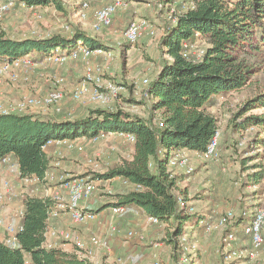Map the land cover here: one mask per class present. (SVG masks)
<instances>
[{
  "label": "trees",
  "instance_id": "16d2710c",
  "mask_svg": "<svg viewBox=\"0 0 264 264\" xmlns=\"http://www.w3.org/2000/svg\"><path fill=\"white\" fill-rule=\"evenodd\" d=\"M23 1L30 7L53 5L62 9L60 0ZM174 19L159 41L161 54L169 59L148 83L147 116L100 108L84 117L60 120L41 114H0V160L12 155L21 176L35 175L39 179L50 169L51 157L44 150L49 142L92 139L108 132L132 134L130 157L95 178H120L133 187L110 194L103 207H137L147 217L157 218L167 226L166 242L173 251L177 236L194 215L178 207V195L187 199V192L178 185L182 177L171 175L167 160L175 150H190L203 156L218 129V119L209 108L218 96L248 84L253 71L239 55L264 46V0H193L192 6L175 14ZM78 39L91 50L100 46L79 29L69 36L25 39L7 37L0 30V62L32 52L43 59L56 46L69 51ZM198 39L205 40L207 46L201 58L193 60L187 56L185 45ZM256 107H264V91L247 99L238 116ZM250 125L264 126V115L244 116L237 127L242 130ZM254 169L249 179L256 185L264 177V169L262 164ZM51 205L49 197L23 200L18 247L12 248L0 240V264H93L75 253L44 245Z\"/></svg>",
  "mask_w": 264,
  "mask_h": 264
},
{
  "label": "rangeland",
  "instance_id": "374dc122",
  "mask_svg": "<svg viewBox=\"0 0 264 264\" xmlns=\"http://www.w3.org/2000/svg\"><path fill=\"white\" fill-rule=\"evenodd\" d=\"M12 2L13 6L10 12L0 17V30L4 31L7 37L25 39L47 38L56 34L69 36L73 30L79 29L95 38L100 43L98 47L103 49L101 52L92 50L93 52L86 59L79 57L57 61L47 60L44 57L42 59L44 61L41 60L42 63L37 61L35 53H28L17 57L19 65L14 67V72L19 76L16 80H12L8 75L0 79V106L2 107L17 104L30 96L41 98L50 89L60 87L63 98L57 106H34L20 112V114H41L58 120L84 117L96 108L121 109L139 116H147L150 110V101L144 94L146 85L142 81L145 78L148 81L154 78L162 63L169 59L161 54L160 38L166 28L175 23L173 20L175 14L185 11L193 4V0H134V3H130L128 8L123 11L121 18L116 22H113L112 19L108 28L96 32L91 28L95 13L94 15L91 13L83 20H79L78 16H75L76 0H67L66 3L61 1V10L53 5L30 7L23 0H12ZM69 7L72 8L69 9ZM132 18L147 21L149 30L144 32L138 41L130 44L124 39L123 31ZM186 45L187 56L193 60H199L207 42L198 39L196 42ZM239 58L252 69V75L246 86L240 90L218 96L215 104L209 108L218 119V159L201 156V159H206L209 162V168L205 170L208 171L207 181L205 179L200 182L208 183L211 190L215 188L210 201H214L219 196L221 198L232 194V188L237 189L240 195L237 202L233 204V208L227 210L221 208L217 214L218 217L229 210L237 216L241 209H249L253 203L264 207V183L260 182L255 185L249 179V174L255 170V165L262 164L264 169V126L250 125L242 130L237 127L244 116L264 115V107H256L244 116H238L242 104L247 99L264 91V46L247 49L240 53ZM88 68L95 69V73L101 74L100 84L96 85L91 81L85 82ZM59 79H63L62 82L58 81ZM81 84L86 85L87 92H83L79 99H72L73 92ZM108 85L116 87L115 96L105 102L92 98L95 89L107 91ZM11 88L16 91L27 89L28 93L13 97L8 92ZM106 134L96 141L82 137L49 142L46 146H52L47 151L51 155L52 162L57 165L53 167L57 169V174L49 172V179L39 186V195L54 199V186L58 185L60 176L70 178L90 175V178L94 180V193L91 197L94 200V204L91 206L94 210H97L101 203L110 200V194L124 191L125 184L120 178L106 180L95 178L96 174H102L120 160L127 159L131 155L132 143L128 142L124 136L119 135L118 132ZM192 163L194 167V162ZM3 164L8 167L9 171L12 170L11 163ZM222 171L231 175V181L227 180V176L222 181L218 179L220 178L219 173ZM197 172H199V167L194 170L192 175L172 170L174 175L182 176L183 182L188 175L192 177L194 175V181L188 179V183L192 182L198 186L200 182L199 178L197 180L195 176ZM10 173L12 176L4 179L10 182V191L9 193H5L4 189L0 191L3 196H7L6 200L0 204L14 206L17 213L21 203L17 189L18 179L14 176L15 172L10 171ZM56 176L57 178H55ZM122 214L116 215V217ZM191 220L186 221L185 228H189ZM226 229L218 230L224 234ZM184 233L188 234L186 231ZM192 257L193 259L196 257V252ZM244 261H246L245 264H248L247 262L264 264V253L252 261Z\"/></svg>",
  "mask_w": 264,
  "mask_h": 264
},
{
  "label": "built area",
  "instance_id": "2783aa9c",
  "mask_svg": "<svg viewBox=\"0 0 264 264\" xmlns=\"http://www.w3.org/2000/svg\"><path fill=\"white\" fill-rule=\"evenodd\" d=\"M62 1V0H61ZM63 2V1H62ZM93 2H98V0H93ZM91 0H76V5L78 9L75 12V16H78L79 20H83L86 17V10L90 8ZM127 1L125 0H112L108 3L100 5L95 10L94 21L91 24L92 30L98 32L102 29L108 28L114 15L119 9L126 8ZM12 0H1L0 1V17L9 13L12 9ZM173 20H175L173 18ZM149 24L145 20L141 19H130L126 28L123 31L124 39L132 44L138 41L141 36L148 31ZM151 32V31H150ZM187 46V45H185ZM95 52H101L102 47H95L92 49ZM82 40H77L75 45L71 47L69 51L60 49L56 46L48 55H46L47 60H57L64 61L66 59H77L79 57L86 59L92 51ZM19 65L17 58L11 60H4L0 62V79L5 76H9L12 80L18 78V74L14 72V67ZM95 69L88 68L85 75V82L91 81L96 85L101 83V74L95 73ZM63 79L58 81L62 82ZM145 86L144 94L148 95V79H143L142 81ZM116 87L108 85L107 91H98L95 89L93 92V99L105 102L111 97L116 95ZM85 84H81L73 92L72 99H79L83 92H87ZM63 98V93L61 88L56 87L50 89L41 98L36 97H26L19 101L17 104L9 105L8 107L0 106V114H10V113H20L30 107L34 106H57ZM111 133V132H108ZM130 143L134 142V136L130 133L118 132ZM107 134H100L92 138L96 141L100 137H104ZM219 137V130L217 129L206 147V151L203 156L209 159H218L217 153V139ZM1 163H11V169L14 171L20 182L19 195L21 201L27 197H45L39 195V186L46 180H48L49 175L45 174L43 179H39L35 175H24L21 176L17 162H12L9 155L0 160ZM167 168L173 175L172 170L179 169L186 174L193 172L194 167L192 166L189 157L185 154L184 150H175L169 156L167 160ZM126 182V181H125ZM264 183V177L261 180ZM5 193L10 191V182L4 180L2 183ZM94 193V180L90 178V175L86 176H75V177H59L58 185L53 196L52 205L48 212L47 224L45 227V241L46 238L50 237L55 240H63L66 242H72L77 249V256L79 258L89 259L93 257L96 250L103 249L109 250V242L106 236L91 235L88 238L87 244L85 241L78 236L73 234L70 230H60L50 227L48 221L50 219L57 218L60 213L66 212L69 214L71 220L74 223H83L85 221H93L96 219V213L83 206L82 203H87ZM7 196H3L0 193V203L6 200ZM178 207L184 208L185 212L194 215L192 221L200 226L205 232L209 233L218 229H226L220 240V249L226 258L231 260L226 264H232L231 261H238L242 258H246L250 261L256 259L260 254L264 253V207L253 205L249 209H241L236 216L232 211H226L224 215L216 219L206 217L204 215L195 212L194 207L183 197L178 195L177 197ZM125 208L122 206H111V217H115L118 214H122ZM21 218L20 222L17 223H5L4 219L0 215V240H2L6 245L17 248L18 239L17 233L22 229V217H23V207L17 211L16 214ZM150 223H159L158 219L155 217H148ZM238 224H236V222ZM109 232L114 235L125 234L127 237H132L135 233L132 230L123 231L118 225L111 222L108 226ZM240 229L239 231L236 229ZM241 235L245 236L248 241V246L238 248ZM139 239L142 240L143 237L140 235ZM86 244V245H85ZM48 248H51L48 247ZM196 244L188 238V235L184 232L177 236L176 238V253L177 259L175 264H189L192 260V255L196 252ZM121 259H116L120 262ZM153 264H161L157 255H153Z\"/></svg>",
  "mask_w": 264,
  "mask_h": 264
},
{
  "label": "crops",
  "instance_id": "0c3cea01",
  "mask_svg": "<svg viewBox=\"0 0 264 264\" xmlns=\"http://www.w3.org/2000/svg\"><path fill=\"white\" fill-rule=\"evenodd\" d=\"M63 3H66L67 0H62ZM72 1V0H71ZM90 5V8L86 11V16L94 15L95 10L102 4L108 3L112 0H98V2H93ZM126 8L119 9L117 13L113 17V22H116L119 18L123 16V11L126 10L129 4L134 3V0L127 1ZM70 3V2H69ZM75 6L78 9V5ZM72 7H69L71 9ZM73 12V11H72ZM75 13V12H74ZM38 58L37 61L42 63L44 60ZM9 93L13 97L19 95H25L28 93L27 89L23 90H13L12 88L8 90ZM52 145H48L44 147L45 152L49 157L51 155L48 153V148ZM47 148V149H46ZM185 154L189 157L191 164L194 162V170L199 167V172L195 174L197 180L199 178V182L204 181L207 178L206 168H209L208 161L206 159H201V155L197 154L194 151L186 150ZM9 158L12 162H16V159L9 155ZM50 161V169L47 171L46 175H49V172L52 171L53 174H57L56 163ZM175 171H179L180 173L186 174L179 169H174ZM191 173V175L194 173ZM12 171V170H10ZM8 167L0 162V191L4 188L2 186L3 180L7 177L12 176ZM14 172V171H13ZM16 174V173H15ZM61 175V174H59ZM174 175V174H173ZM187 176L185 182H183V178L179 179L178 185L181 188L186 189L187 192V201L194 207L195 212L206 217H210L216 219L218 216V212L221 208L227 210L232 209L233 204L237 202V199L240 198L237 189L232 188L233 193L227 194L228 196H223L220 198H215L214 201H210V197L212 196L214 190H211L208 187V183H201L200 187L193 184L194 175ZM17 177V175H14ZM204 176V177H203ZM231 181V175L229 173L220 172L218 178L220 181L223 178ZM59 177V176H58ZM182 177V176H181ZM57 178V176L55 177ZM193 180H192V179ZM202 178V179H201ZM18 179V177H17ZM192 181L191 184L188 183L189 180ZM122 183L125 184V190L128 188H132L133 186L129 183L122 180ZM207 181V179H206ZM236 184V183H235ZM57 186H54V190H56ZM18 191L20 190V182L18 179ZM16 189V190H17ZM49 190V189H48ZM124 190V191H125ZM120 191V192H124ZM49 192V191H48ZM17 193V192H16ZM43 196V195H41ZM109 201V200H108ZM107 201V202H108ZM107 202L101 203L97 210L92 209V205L94 204V200L90 199L87 203H82L84 207L94 211L96 213V219L93 221H85L83 223H74L69 214L66 212H62L59 214L57 218L50 219L48 221V225L50 227L60 229V230H70L73 231L75 236L83 239L87 244L88 238L91 235L98 236H106L109 242L110 249L96 250L93 254V257L88 260L93 264H153V255H157L161 264H175L177 259L176 251L172 250L170 244L166 242L167 239V226L166 224L159 222L157 224L150 223L148 217L137 207L125 208V211L120 216L111 217V206L103 207ZM254 202V201H253ZM255 204V203H254ZM253 205V204H252ZM23 207V202L21 201L18 210ZM103 207V208H102ZM199 207V208H197ZM14 206H5L4 204H0V215L4 219L5 223H17L21 221L16 214V210ZM119 215V214H118ZM192 219V218H191ZM190 219V220H191ZM188 220V221H190ZM113 222L118 225L123 231L132 230L134 231V235L132 237H127L125 234L114 235L109 232V224ZM236 230H240L239 228ZM184 231L188 234V238L192 240L196 246V257L189 264H226L231 260L230 258H226V255L220 249V240L221 230H216L212 232H205L200 226L195 224L192 220L190 222L189 228L184 227ZM142 236L143 239L140 240L139 236ZM246 237L241 235L239 243L237 245L238 248L248 246V241L245 239ZM247 242V243H245ZM85 244V245H86ZM46 247L59 248L67 252L75 253L77 255V249L72 242H66L63 240H55L50 237L46 238V242L44 244ZM121 259L120 262H117L116 259ZM248 260L246 258H242L241 260L231 261L232 264H245ZM250 261V260H249ZM250 264V262H247Z\"/></svg>",
  "mask_w": 264,
  "mask_h": 264
}]
</instances>
